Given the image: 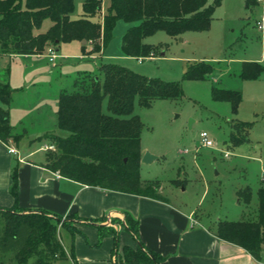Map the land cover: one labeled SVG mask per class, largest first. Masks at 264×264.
I'll return each mask as SVG.
<instances>
[{"label": "trees", "instance_id": "obj_1", "mask_svg": "<svg viewBox=\"0 0 264 264\" xmlns=\"http://www.w3.org/2000/svg\"><path fill=\"white\" fill-rule=\"evenodd\" d=\"M103 0H86L84 14L74 19L75 0H0V55H43L49 47L56 50L63 43L83 42L85 54L101 55L113 38L119 21L133 24L122 39V51L136 59L151 57L155 49L145 39L159 31L172 37L187 32H208L223 0H110V7L102 22L96 18L102 12ZM251 0H247L250 7ZM46 20L50 28L38 32ZM88 44L93 46L86 52ZM216 71V63L197 61L185 73L187 80H206ZM264 73V64L244 62L239 77L256 80ZM15 89L8 81H0V142H18L7 107ZM179 83H165L137 74L114 63H104L99 74L84 71L74 83L73 91L61 90L58 96L57 125L67 137L45 136L50 140L43 166L60 176L81 185L164 201L158 182L141 178L144 124L134 114L136 100L142 107H150L157 99L180 97ZM213 99L228 102L238 114L243 97L240 91L213 88ZM107 101L108 113L104 112ZM253 122L235 120L230 135L233 147L248 142ZM52 140V141H51ZM11 192L15 205L0 207V255L11 253L8 262L0 264H53L66 259L61 233L75 240L82 232L78 223L95 225L102 219H87L77 215L66 218L45 210L21 209L17 205L18 176L12 174ZM239 197L250 204V188L239 190ZM258 218L255 221L221 220L215 224V235L222 241L245 249L260 259L264 250V181L257 192ZM126 229L140 242L138 222L126 215ZM99 244L105 236L114 235L113 254L116 264H162L164 258L148 250L141 242L135 249L120 248L114 230L98 226Z\"/></svg>", "mask_w": 264, "mask_h": 264}, {"label": "rangeland", "instance_id": "obj_2", "mask_svg": "<svg viewBox=\"0 0 264 264\" xmlns=\"http://www.w3.org/2000/svg\"><path fill=\"white\" fill-rule=\"evenodd\" d=\"M85 2L75 0L74 19L83 16ZM109 7L110 0H103L102 12L93 20L102 22ZM246 15L251 19L245 25L249 34L238 43L234 33L227 35V38L233 37L228 41L222 37L225 32L223 34L220 30L187 32L177 38L166 31H159L145 39L155 52L151 57L138 60L125 55L121 47L123 36L133 24L119 21L112 40L96 60L90 58L91 54L84 53L85 44L78 41L64 43L58 51L55 49L54 61L50 60L48 49L39 56L15 55L10 61L0 59V81H8L17 89L13 102L7 107L14 133L22 135L14 145L21 155L35 152L36 158L45 157V146H50L45 135H69L58 128L57 117L54 116L61 90L73 91L81 72L99 74L102 64H119L161 82L179 83L182 89L180 97L157 99L150 107H142L136 100L134 114L144 124L142 153L156 157L150 163L142 162V180L158 182L164 200L183 209H194L211 228L219 220H257V192L264 173V75L244 81L239 74L241 59L262 58L264 33L256 25V18L251 13ZM51 24L46 20L38 32L47 31ZM233 27L239 31L238 26L230 29ZM86 48L89 53L93 46L88 44ZM83 55L87 58L84 59ZM208 60L216 63V71L211 77L206 80L184 79L190 64ZM213 88L242 93L243 100L237 115L230 103L213 99ZM103 109L108 113L107 101ZM235 120L254 123L248 142L238 147L230 143ZM203 132H207L215 142L214 147L202 146L200 135ZM226 153L230 156L225 157ZM246 188L252 191L250 204L237 194ZM66 236L62 231L64 249ZM11 257V253L1 254L0 262H8ZM33 262L31 259L28 264ZM53 264L73 263L68 256L66 259L58 258Z\"/></svg>", "mask_w": 264, "mask_h": 264}, {"label": "crops", "instance_id": "obj_3", "mask_svg": "<svg viewBox=\"0 0 264 264\" xmlns=\"http://www.w3.org/2000/svg\"><path fill=\"white\" fill-rule=\"evenodd\" d=\"M250 4L253 5L252 9L247 6V0H223L215 13L211 29L206 33L220 30L223 34L225 32L223 38L234 33L238 43L249 34L245 25L251 19L247 13L256 18L257 26L259 23L263 25V28H258L264 33V0H251ZM232 26H238L239 31L234 27L231 30ZM227 39L233 40V37ZM261 44L264 47V34ZM97 56L94 54L90 58L96 60ZM12 57L0 55L1 60L10 61ZM261 57L260 60L251 57L241 59V68L244 62L262 63L264 54ZM13 99L12 96V102ZM57 112L58 98L55 117ZM14 143L0 142L1 208H11L16 203L11 192L12 174L16 170L17 205L21 209L45 210L64 218L70 215L87 219L105 217L104 221L95 225L80 221L78 228L82 235H78L75 240L66 239L65 249L73 264H116L114 235L105 236L99 244V225L115 231L120 248L129 246L136 249L141 242L148 250L164 258L162 264H264V250L261 258L256 259L245 249L220 240L214 233L215 226L211 228L207 225L194 209H183L167 200L159 201L81 185L45 168L43 163L46 156L36 158L35 152L21 155ZM11 149L17 153H11ZM126 215L138 222L140 242L126 229Z\"/></svg>", "mask_w": 264, "mask_h": 264}, {"label": "built area", "instance_id": "obj_4", "mask_svg": "<svg viewBox=\"0 0 264 264\" xmlns=\"http://www.w3.org/2000/svg\"><path fill=\"white\" fill-rule=\"evenodd\" d=\"M258 27L261 29V28H263V25L261 23H259ZM48 54H49L50 60L54 61V59L56 58V56H55V48L49 47L48 48ZM139 60H141V59H139ZM262 63L264 64V58L262 59ZM200 137H201V143H202L203 147L212 148V147L215 146V142L209 137L207 132L201 133ZM45 148H47L46 150L54 149L53 146H45ZM10 152L13 153V154L17 153V151L15 149H11ZM229 156H230L229 153L225 154V157H229ZM262 179L264 180V173L262 175Z\"/></svg>", "mask_w": 264, "mask_h": 264}, {"label": "water", "instance_id": "obj_5", "mask_svg": "<svg viewBox=\"0 0 264 264\" xmlns=\"http://www.w3.org/2000/svg\"><path fill=\"white\" fill-rule=\"evenodd\" d=\"M84 44H86V41H83ZM156 159L155 156L149 154V153H146L145 155H143L142 157V162L143 163H150L152 161H154Z\"/></svg>", "mask_w": 264, "mask_h": 264}]
</instances>
